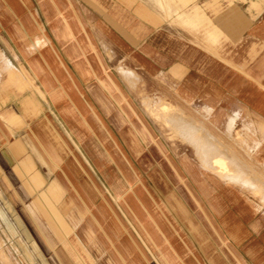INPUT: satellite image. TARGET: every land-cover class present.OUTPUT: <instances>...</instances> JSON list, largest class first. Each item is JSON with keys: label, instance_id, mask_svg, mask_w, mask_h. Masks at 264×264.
Listing matches in <instances>:
<instances>
[{"label": "rangeland", "instance_id": "rangeland-1", "mask_svg": "<svg viewBox=\"0 0 264 264\" xmlns=\"http://www.w3.org/2000/svg\"><path fill=\"white\" fill-rule=\"evenodd\" d=\"M71 1L76 18L79 20V29L70 27L67 18L56 8L52 0H39L49 26L46 31L49 35L51 32L56 42L55 47L61 51L57 49L59 56L69 71L75 75L80 91L85 92L86 97L90 99L89 101L95 107V111L99 114L105 127L117 140L123 154L137 171L143 184L138 187L145 194L148 202L160 214L168 210L166 199L174 211L171 202L179 201L187 208L189 218L192 214L195 221L208 230L212 245L217 247L219 244L222 248V243L212 227L204 218L197 215V212L200 213L198 207L189 203L193 211L191 212L188 204L183 200L186 198H182L184 193L188 199L190 198L189 200H192L191 194H195L197 198L202 199L204 205L208 206L212 223L230 244L232 252L241 256L243 260L241 264H256L251 259L253 253H257L260 259H264V142L258 152L253 148L251 152L248 150L249 146L256 144L260 146L264 137L257 126L249 124V129L247 126L245 127L243 118H240L239 123L230 132L227 129L229 126L226 123V116L220 115L238 107H242V115L251 112L244 102L236 101L235 95L240 93H234L235 87L238 85L237 81L235 82V71L240 73L242 68L246 70L258 69L263 75L260 78L264 80V61L258 65L259 59L262 57L264 59V55L260 57L259 54L254 56L250 53V46L256 41L254 48L263 50L261 53L264 54V42L250 34L251 29L245 27L247 22L252 26L256 20V22L264 24V0ZM114 3L130 8L135 17L152 25L156 26L165 21L180 26L182 29L168 25L156 29L138 28L136 26L140 22L137 18L133 17L129 11L115 8ZM199 6L203 7L204 12L199 9ZM245 14L250 15L251 19L248 20ZM199 20L204 21L205 33H210L212 32L210 30L218 27L220 37L216 45L219 55L210 53V48L204 47L201 42V34H195L196 31L189 27H196ZM242 20L244 26L241 25ZM8 42L10 43L8 37L0 28V86L8 82V85L17 93L16 96H12L11 92L3 93V95L9 94L10 96L8 95L9 97L0 111L16 112L24 118L23 125L13 126L14 130L19 131L38 115L48 114L63 132L67 141L61 136L68 146L71 145V149L73 148L82 161L85 158L89 162L88 169L98 186L103 190L102 192L109 202H112L113 209L122 216L104 188L108 187L111 178L116 175L115 172L118 174L114 163H108L98 157L97 148L93 146V139L91 140L88 133H85L81 140L76 139L78 147L75 146L64 128L66 127L71 132L77 127L72 120L65 118L59 112L58 104L57 106L50 105L38 95H32L36 104L27 103L25 100L29 93L28 90L33 92L29 82L31 75L26 60L30 58L31 54L29 53L37 51L39 46L31 41L28 42L26 51L29 56L27 54L23 56L17 52L12 43L10 45ZM182 56L191 62L192 68H190V73L179 83L185 71L184 68L180 76L177 73V75L172 73L178 68L175 62L179 61ZM38 57L40 54L31 58ZM213 59L217 62L215 63ZM89 61L90 67L88 65L87 70L96 74L95 77L87 76L78 67V64L87 66ZM169 61L171 65L175 63L172 65V73L171 68L169 69L170 73L168 69L163 70L164 65H168ZM220 63L234 70L225 71L223 65L219 67ZM233 63L237 64L241 70L233 67ZM11 72H13V76L10 77L9 73ZM253 80L255 81V79H251L252 82H254ZM21 88L25 89L23 93H19ZM96 88H99L113 103L114 110L110 114L106 113L98 102L95 94ZM249 91L252 92L251 89H247L245 93L247 94ZM243 95L242 92L240 97ZM101 101L107 111H110L111 105L108 100L101 96ZM206 103L216 107L218 118L214 117L215 114L212 116V110L205 107ZM116 114H121L124 117L123 124H118L114 120ZM0 126L3 125L0 123ZM182 130L189 135L193 134V139L197 142L195 140L186 141L181 135ZM237 131L242 135L237 134ZM94 132L98 135L95 130ZM129 132L138 139L143 147V153L152 159L154 165L152 170L145 165L141 166L139 158L133 154ZM105 136L107 140H104L100 134V138L104 140L102 143L110 146L111 139L106 134ZM195 145H197L200 156L206 154L207 148L209 151L212 148L218 149L219 158L223 157L227 161V170L213 163L216 159L212 161L219 171V176L223 179L234 180L239 184L228 187L221 183L218 186V178L216 181V177L202 166L201 161L206 164L205 158L203 157V160L199 158L193 148H196ZM7 146L8 151L13 150L11 144ZM99 146L101 147L100 144ZM108 149L111 150L112 147ZM14 151L15 156L11 155L15 161L13 168L22 163L26 158L25 154H27L24 153L25 156H21L16 150ZM9 153L12 154V151ZM230 153L235 156V158H231L232 166L236 170H244L247 175L230 171L227 159V155ZM136 160L141 168L136 166ZM155 169L165 177L170 186L169 189H165L157 182L152 173ZM175 171L182 176L181 180L179 179L180 175H175ZM242 180L244 183L247 181L246 184H243ZM139 189L136 188V190ZM5 191L8 195L9 191ZM128 194L133 197L132 192H125L124 196H128ZM208 199H212L217 210L210 207ZM34 200L35 197L28 206H31ZM119 202L123 201L119 200ZM192 202L194 203L193 200ZM13 206L10 192L9 198L4 197L1 193L0 264H59L50 248L42 242L41 235L26 214L23 205L19 206L18 213ZM79 213V210L74 208L71 201L68 200V208L65 212V219L70 228L68 232L75 227L78 230L81 229L84 218ZM165 214L179 229V232L184 229L181 233L182 236L185 232H187L185 236H189L185 220L180 218L181 222L177 217H172L171 213L165 212ZM18 215L31 233L27 232ZM126 225L131 229L127 222ZM45 226L47 227L46 224ZM204 228L203 230L206 232ZM47 230L48 232L46 230L45 232L51 237V229L47 227ZM230 235H233L235 240ZM176 238L181 246L182 240L177 236ZM187 239L190 242L191 239L189 237ZM33 240L42 251L33 249ZM54 240L56 241V238ZM62 241L63 239H60L59 242L63 247ZM63 248L65 250H61L62 252L57 254L61 256V259L63 257L67 261L70 256L67 248ZM225 251L233 256L230 251ZM220 253L225 261L228 260L222 251ZM91 254L96 260L95 264H113L106 256L105 251L98 252L96 249H92ZM200 256H202L201 253Z\"/></svg>", "mask_w": 264, "mask_h": 264}, {"label": "crops", "instance_id": "crops-1", "mask_svg": "<svg viewBox=\"0 0 264 264\" xmlns=\"http://www.w3.org/2000/svg\"><path fill=\"white\" fill-rule=\"evenodd\" d=\"M52 1L62 15L67 18L70 27L72 29L75 27L79 29L80 24L76 18L72 1ZM114 6L119 10L131 12L132 16L135 17L130 8H126L118 3H114ZM199 9L204 12L203 7L199 6ZM242 16L244 17V14ZM249 16L245 14L248 20ZM137 20L140 22L136 26L138 28L156 29L163 25H168L182 29L180 26L172 25L165 21L155 26L139 18ZM256 21L252 23V26L247 22L245 27L249 28V30L251 29L250 34H253L254 37H258V40L264 42V24ZM46 22L47 18L39 0H0V28L4 31L10 43L17 49V52L25 56L27 54V43L30 41L39 46L37 47V51L33 52L34 55H32L33 53H29L31 54L30 58L26 60L31 75L29 82L32 85L31 90L33 91L30 92L28 90V96L25 98L26 102L35 103L32 95H38L50 105L57 106L58 104L60 106L59 112L65 118L72 120L77 127L74 129L75 131L71 130V132L66 127L64 128L69 138L75 143V146L78 147L75 142L76 139L81 140L85 136V133H88L91 140L93 139V146L97 148L98 157L103 158L108 163H114L118 174L115 172L116 175H113L108 187L104 188L108 195L111 196V200L122 216L118 214V211L113 209L112 202H109L102 192L103 190L98 186L88 169L87 165H89V162L85 158L82 161L73 148L71 149V145L70 147L68 146L63 132L46 113L33 118L19 131L14 130L13 126L23 125L25 123L24 118L20 117L16 112L0 111V123L3 125L0 126V142H2L0 144V194L2 193L4 197L9 198L10 192L16 213H18L19 206L23 205L26 214L41 235L42 242L50 248L59 264H95L96 260L91 254L92 249H96L98 252L105 251L107 253L106 256L113 264H241L243 261L241 256L236 252V254L232 252L229 247L230 244L224 239V236V238L222 237V234L212 223V216L209 214L208 206L204 205L202 199L197 198L195 194H191L193 203L181 190L183 193L182 198H186H183V200L188 204L191 212L193 211L190 205L193 204L198 207L200 213L197 212V215L200 218H204L208 225L212 227L213 231H215L214 233H216L222 243V248L219 244H217L218 248L212 245L208 230L197 223L192 214H190L191 218H189L187 208L179 201L171 202L175 212L169 206L166 199L168 210L165 212L171 213L173 215L171 216L177 217L179 221L181 219L185 220L186 226L189 229V236H185L187 232L182 236L181 233H183L184 229L179 232V229L167 218L165 212L162 213L159 210L161 212L159 214L156 212L154 206H151L145 194L138 187L143 184L137 171L123 154L117 140L112 137L105 127L99 114L95 111V107L89 101L90 99L86 97L85 92L80 91V86L77 83L75 75L69 71L63 59L59 56L57 50L59 48L55 47L56 42L51 32L49 35L46 31V28L49 29L48 22ZM196 24V27H189L196 31L195 34H201V42L204 44V47L210 48V53L219 55L216 45L220 37L218 27L210 30L212 31L210 33H205L204 21L199 20ZM243 24L244 21L242 20L241 25ZM255 42L250 46V53L254 56L259 54L261 57V55H264L261 53L263 50L255 49ZM10 43L8 42V44ZM39 54L40 57L36 59L31 58L32 56H39ZM213 60L215 63L217 62L215 59ZM226 60L228 61L227 58ZM262 61H264L263 57L259 59L258 65ZM175 63H177L176 66L178 68L172 73V65ZM175 63L171 65L169 61L168 65H164L163 70L168 69L169 71L171 68L170 71L173 75L178 74L180 76L184 68L185 71L179 81L181 83L182 79L190 73L192 65L183 56ZM88 65L90 67V61L87 66L78 64V67L87 76H96L89 69L87 70ZM222 65L220 63L219 67ZM233 65V67L239 69L237 64L233 63ZM101 66L104 68L102 63ZM223 68L225 71L232 69L224 65ZM258 72L259 70L254 68L248 70L242 68L241 74L237 71L234 72L235 82L237 81L238 84L235 87L234 93H240L239 95H235L236 101L244 102L251 112L249 111L250 113L242 115V107H238L231 110V112L220 114L226 116V123L229 126L227 129L230 132L239 123L240 118H243L246 124L245 127L247 126L249 129V124L257 126L264 137V80L260 78L263 76L262 73ZM9 74L10 77L13 76V72ZM251 79H255V81L253 80L254 82H252ZM247 89H251L252 92L249 91L246 94L245 91L247 92ZM24 90L22 88L19 89V93H23ZM5 92H11L12 96L17 95L15 90L8 85V82L0 86V108L4 106L10 96L9 94L3 95ZM242 92L244 95L240 97ZM95 94L106 113L110 114L114 110L111 100L99 88H96ZM101 96L106 98L110 103V111H107L105 105H103ZM23 104L25 105L26 103ZM205 107L212 110V116L215 114L214 117H219L218 112L216 113L215 111V106L206 103ZM40 109L42 110L41 106ZM114 120L118 124L125 122L121 114H116ZM94 130L98 135L95 134ZM100 134L104 140H107L105 134L111 139L112 143L110 146L102 143L104 140L100 138ZM128 134L129 136L131 135L133 154L139 158L141 166L145 165L152 170L154 166L152 159L143 153V147L138 139L133 134H130V132ZM237 134L242 135L239 131H237ZM181 135L188 142L195 140L193 139V134L189 135L188 133H184L183 130ZM195 141L197 142V140ZM212 142L214 143V141ZM263 142H260V146L258 144L249 146V152L252 151V148L258 152L263 146ZM8 144L13 146L11 147L13 148L11 150L12 154L9 153L11 151H8ZM195 146L196 148L192 147L198 154L197 145ZM110 147H112L111 150L108 149ZM14 150L21 156L24 153L27 154H25V160L13 168L15 161L11 155H14ZM219 155L218 149L212 148L209 151L207 148L204 156L199 155V158H205L206 164H203L200 160L202 166L216 177V181L218 178V186L221 183L228 187L238 185L234 180L223 179L219 176V171L212 164L214 157ZM232 155L233 153L227 155L230 171L247 175V172L244 170H236L232 166L231 158H235ZM140 164L137 162L136 166L141 168ZM152 173L160 186L165 189L170 188L160 171L155 169ZM175 175L180 174L175 171ZM181 178L182 176L180 175L179 179L181 180ZM136 188L139 190H136ZM5 190L9 191L8 195H6ZM125 192H132L133 197L130 194L124 196ZM34 197L35 200L32 205L28 206ZM67 199L71 201L74 208L76 207L80 212L79 214L84 218L80 230L75 227L72 231L68 232V229H70L69 223L65 219V212L68 208ZM119 200L123 202L121 203ZM208 204L212 209L217 210L212 199H208ZM20 220L29 233L28 226L25 225L21 217ZM43 222L51 229L52 238L45 232V230L47 232L48 230ZM126 222L130 225L131 229L127 228ZM203 228L206 229L207 233ZM78 232L81 234L79 235ZM176 236L182 240L181 246L178 244ZM187 237L191 239V243ZM230 237L235 240L233 235H230ZM54 238H56V241ZM59 238L63 239L61 243L63 247L67 248L71 260L68 258L65 261L63 257L61 259V256L57 254L65 250L60 244ZM32 246L35 251H38L40 248L34 240ZM225 250L233 253V256L229 255ZM198 251L202 256H200ZM220 251L225 254L228 260L225 261ZM251 259L256 264H264V259H260L257 253H253Z\"/></svg>", "mask_w": 264, "mask_h": 264}, {"label": "bare ground", "instance_id": "bare-ground-1", "mask_svg": "<svg viewBox=\"0 0 264 264\" xmlns=\"http://www.w3.org/2000/svg\"><path fill=\"white\" fill-rule=\"evenodd\" d=\"M219 156L218 157H215L213 160H215L216 159V161H213V163H215L217 166H219V167H222L224 170H227V161L225 160V159H223V157H222V159H221V157L219 158ZM205 163V162H204ZM232 175V174H231ZM236 176V175H235ZM239 176V175H238ZM237 176V177H238ZM225 177H227V176H225ZM233 179V178H232ZM234 179H235V177H234ZM246 179V178H245ZM244 180V179H243ZM242 180V181H243ZM247 180V179H246ZM245 180V181H246ZM236 182V181H235ZM241 182V181H240ZM247 182V181H246ZM246 182L244 183V181H243V184H246ZM238 183V182H237ZM239 184V183H238ZM249 184V183H248ZM246 186H248V185H246ZM249 186H250V184H249ZM252 187V186H251Z\"/></svg>", "mask_w": 264, "mask_h": 264}]
</instances>
